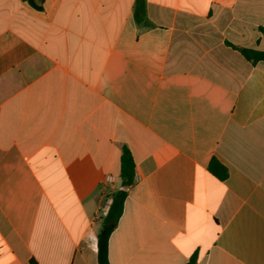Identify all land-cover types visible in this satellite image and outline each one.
<instances>
[{
	"label": "crops",
	"instance_id": "1",
	"mask_svg": "<svg viewBox=\"0 0 264 264\" xmlns=\"http://www.w3.org/2000/svg\"><path fill=\"white\" fill-rule=\"evenodd\" d=\"M0 0V264H264V0ZM225 168L218 177L209 164Z\"/></svg>",
	"mask_w": 264,
	"mask_h": 264
},
{
	"label": "trees",
	"instance_id": "2",
	"mask_svg": "<svg viewBox=\"0 0 264 264\" xmlns=\"http://www.w3.org/2000/svg\"><path fill=\"white\" fill-rule=\"evenodd\" d=\"M33 6L40 8V4H36L33 0H28ZM240 52L245 58L256 62L257 60H264V50H256L252 48H240ZM210 170L218 177L223 178L226 174L225 168L219 164L215 159L209 164ZM120 176L122 179V188L113 193L108 210L104 217V222L97 234V261L98 264H108L107 246L110 232L117 223L118 218L122 212L123 200L126 196L125 187L128 186L134 176V162L127 150H123L121 154ZM194 256H191L186 264H193ZM35 264V263H33Z\"/></svg>",
	"mask_w": 264,
	"mask_h": 264
}]
</instances>
